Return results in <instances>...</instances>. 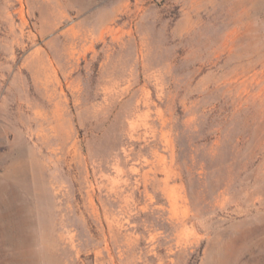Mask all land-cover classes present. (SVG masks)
<instances>
[{
	"label": "rangeland",
	"instance_id": "obj_1",
	"mask_svg": "<svg viewBox=\"0 0 264 264\" xmlns=\"http://www.w3.org/2000/svg\"><path fill=\"white\" fill-rule=\"evenodd\" d=\"M0 264H264V0H0Z\"/></svg>",
	"mask_w": 264,
	"mask_h": 264
}]
</instances>
